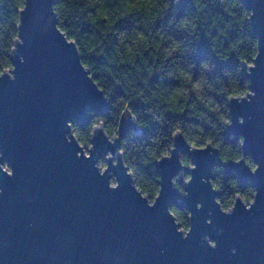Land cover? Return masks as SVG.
I'll use <instances>...</instances> for the list:
<instances>
[{
	"label": "water",
	"instance_id": "95a60500",
	"mask_svg": "<svg viewBox=\"0 0 264 264\" xmlns=\"http://www.w3.org/2000/svg\"><path fill=\"white\" fill-rule=\"evenodd\" d=\"M244 1L255 11L260 56L257 68L246 74L256 96L251 103L232 102L231 131L246 138L243 151L260 168L253 175L243 164L225 165L258 191L250 211L238 201L229 217L214 203L219 194L201 183V177L212 176L217 154H191L197 168L186 186L188 198L173 189L170 180L180 170L177 152L187 151L181 138L173 158L156 165L163 188L153 208L129 186L122 165L111 169L120 180L118 191L108 189L109 176L97 174V157L115 152L102 134L92 159H77L75 142L64 138L67 122L88 123L87 110L102 114L108 103L86 78L74 49L56 33L52 0H29L20 29L25 62L13 57L16 81L0 80V163L7 160L15 173L9 178L0 172V264H264V0ZM130 130L137 129L123 121L121 135ZM176 201L193 213L187 240L167 214ZM219 228L223 235H217ZM205 235L217 242L215 250L203 241Z\"/></svg>",
	"mask_w": 264,
	"mask_h": 264
},
{
	"label": "clouds",
	"instance_id": "9594fccd",
	"mask_svg": "<svg viewBox=\"0 0 264 264\" xmlns=\"http://www.w3.org/2000/svg\"><path fill=\"white\" fill-rule=\"evenodd\" d=\"M181 2L52 0L50 10L56 33L74 49L86 78L110 104L108 116L89 108L87 115L91 119L83 128L68 121L64 138L69 144L75 142L79 149L77 159L91 160L96 152L94 141L102 134L115 152L107 151L97 157L93 164L97 174L101 178L109 176L108 189L118 191L120 180L111 169L122 165L129 186L148 208L155 207L162 195V177L155 174L156 165L173 158L177 138L183 140L187 151L177 152L180 170L170 183L183 198L190 195L186 186L193 181L192 173L197 168L191 154L215 153L219 163L212 167V176L201 177V183L219 194L213 197L214 203L223 215L230 217L238 201L250 211L258 196L255 186L241 188L235 173L233 178L225 179L224 166L229 163L243 164L253 175L260 164L243 151L244 136L237 139L232 135L226 141L222 135L233 124L232 102L251 103L256 96L251 80L242 75L252 74L260 56L259 37L250 35L255 11L247 8L243 0H190L191 9H185L184 15L177 18ZM28 6L29 0H0V80L16 81L13 57L19 56L21 64L25 62L20 54L25 44L20 29ZM48 24H52L51 17ZM202 37L220 62L226 64L234 56L235 67L217 71L212 56L198 64L192 60ZM93 57H102L105 63H98ZM125 120L138 131L122 136ZM238 123L243 125L244 118L239 117ZM152 125H156L152 135L136 139ZM233 140L235 144L230 142ZM3 157L0 151V159ZM0 172L9 178L15 174L7 160L0 163ZM202 208L201 203L196 204L197 210ZM167 214L177 235L187 240L193 230V213L187 206L171 203ZM206 223L211 225L212 221ZM216 231L217 235L224 233L223 228ZM202 239L211 249L217 248V242L208 235ZM231 251L236 254L235 248Z\"/></svg>",
	"mask_w": 264,
	"mask_h": 264
},
{
	"label": "trees",
	"instance_id": "16d2710c",
	"mask_svg": "<svg viewBox=\"0 0 264 264\" xmlns=\"http://www.w3.org/2000/svg\"><path fill=\"white\" fill-rule=\"evenodd\" d=\"M243 2H244V4H245V6L248 8V6L246 5V3H245L244 0H243ZM191 7H192V5H191L190 0H182L181 4L177 6V18H179L180 16L184 15V13H185V9H191ZM233 35H235V33H233ZM250 35H251L252 37L256 38V35L254 34L253 27H252V30H251V32H250ZM197 49H198V50H197V53L191 57V59L194 60L197 64L199 63V61H200L201 59H206V58H208L209 56H212V59H213L214 62L217 64V71H219V70H220L221 68H223V67H228V68L232 69V68L235 67V65H236V63H237V60H236V58H235L234 56H233L229 61H227L226 64H225V63H222V62H220L218 59H216V57L211 53V50H210V47H209V42H208L206 39H204L203 37L201 38V40H200V42H199V44H198V46H197ZM93 59L97 60L98 63H101V64H102V63H105V61L103 60L102 57H100V58H95V57H93ZM242 75H243V77H244L245 79H248V77L246 76V73H243ZM155 79H156V77H153V80H154V81H155ZM117 93H118V94H122L121 91H120V89H117ZM107 103H108V102H107ZM109 108H110V104L108 103V107H107V109H106L102 114H100V115L108 116ZM109 118H110V117H109ZM75 123H78V122H75ZM78 124H79L82 128H83L84 126L87 125V123H78ZM155 127H156V125H152L150 128L145 129L141 135L136 136V139H137V140H144V139H146L147 136L153 134V130L155 129ZM130 131H133V132H134V131H138V130H130ZM130 131H129V132H130ZM129 132L126 134V136L129 134ZM222 135L225 137V140L228 141V137H229V136H232V135H234V134L232 133V131H231V127H230V128H228V129H226V131L223 132ZM234 136H235V135H234ZM235 137H236L237 139L239 138L238 136H235ZM230 142L233 143V144H235V140L230 141ZM218 163H219V161H218ZM229 164H231V163H229ZM224 167H225V166H224ZM145 170L148 171V169H145ZM234 173H235L236 176H238L237 173H236V171H229V170H227L226 167H225V173H224L225 179L233 178V174H234ZM150 174H151V173H150ZM155 174L159 175L157 169H156ZM159 176H160V175H159ZM238 178H239V177H238ZM239 181H240V186H241V188H246L247 186L252 185V184H250V183H244V182H242L240 179H239ZM180 182H181V181H180ZM174 203H177V205H178L179 207H185V206H187L186 204H184V203H182V202H178V201H176V202H174ZM187 207H188V206H187Z\"/></svg>",
	"mask_w": 264,
	"mask_h": 264
}]
</instances>
